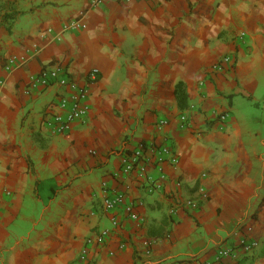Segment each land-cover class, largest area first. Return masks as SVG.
Masks as SVG:
<instances>
[{"label": "crops", "instance_id": "1", "mask_svg": "<svg viewBox=\"0 0 264 264\" xmlns=\"http://www.w3.org/2000/svg\"><path fill=\"white\" fill-rule=\"evenodd\" d=\"M57 63L78 85L98 70L66 133L44 120L71 89L30 87ZM263 92L264 0H0V264H264V102L251 122ZM140 143L177 158L153 193L123 170Z\"/></svg>", "mask_w": 264, "mask_h": 264}, {"label": "built area", "instance_id": "2", "mask_svg": "<svg viewBox=\"0 0 264 264\" xmlns=\"http://www.w3.org/2000/svg\"><path fill=\"white\" fill-rule=\"evenodd\" d=\"M104 0H94V5H97ZM72 27H78V23H71ZM230 62V57L225 56L221 58L215 65V70H221L225 65ZM98 70L96 68L91 69L82 85L76 84L73 80L68 77V73L61 64L57 63L55 66L47 69H42L34 78L30 81V87H40L41 89H46L52 85H58L60 87L68 86L71 89L70 95L66 97H61L57 103L63 113H54L46 120H44L45 125L49 128L50 132L66 133L75 122L83 121L86 113L88 112V106L86 105V100L89 96V87L91 84L97 80ZM219 121H224L225 115L219 114L217 117ZM166 120H161L158 123V127H162L166 124ZM180 127H187L189 125L188 117L182 114L179 118ZM176 155L174 154L172 148L166 144L162 143L159 145L146 146L143 143L137 145V147L130 152L127 157L123 160V170L124 172L136 171L137 175L142 178L145 182V188L148 193H153L159 185V181L164 179L165 175L162 172V163L173 164L176 162ZM152 163L155 164L156 168L159 170L160 174L158 177H154L148 173V165ZM103 191L107 192L105 186ZM208 198L205 188H199V200H206ZM124 198L122 193H116L112 196H105L103 199V204L106 209H114L117 206L123 204ZM185 205L189 207H196V200H187ZM131 205L125 206V211L132 219H139V216L134 215L131 212ZM112 224L116 226L118 224L117 220H112ZM250 228H247V232ZM95 239H86V245L91 243L100 244L103 240V234H97L94 236ZM243 250L245 252L252 251L257 247L258 243L256 240L247 239V236H242L241 243ZM150 251V246L145 248V253L148 254ZM88 250L83 247L80 250V259L86 261ZM218 256H232L231 248H223L218 252Z\"/></svg>", "mask_w": 264, "mask_h": 264}, {"label": "trees", "instance_id": "3", "mask_svg": "<svg viewBox=\"0 0 264 264\" xmlns=\"http://www.w3.org/2000/svg\"><path fill=\"white\" fill-rule=\"evenodd\" d=\"M175 94L178 105L180 108H185L187 106V94L183 88V84L178 82L175 87ZM261 253L264 255V243L262 245Z\"/></svg>", "mask_w": 264, "mask_h": 264}, {"label": "rangeland", "instance_id": "4", "mask_svg": "<svg viewBox=\"0 0 264 264\" xmlns=\"http://www.w3.org/2000/svg\"><path fill=\"white\" fill-rule=\"evenodd\" d=\"M263 94H264V92H263ZM262 97H263V100H259L260 102H258L257 106L255 105L254 108H253L254 114L252 115L251 122L253 121V118H255L257 116L258 123H261V119L263 117L261 107L263 106L264 95ZM260 125H262V123ZM260 135H264V132H261ZM259 204L261 206L262 205L264 206V196L262 198H260V203ZM252 217L256 219L257 218V212L252 213Z\"/></svg>", "mask_w": 264, "mask_h": 264}]
</instances>
